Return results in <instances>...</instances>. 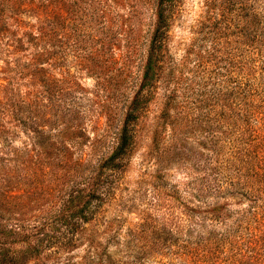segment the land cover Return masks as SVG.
I'll return each instance as SVG.
<instances>
[{
  "label": "rangeland",
  "instance_id": "obj_1",
  "mask_svg": "<svg viewBox=\"0 0 264 264\" xmlns=\"http://www.w3.org/2000/svg\"><path fill=\"white\" fill-rule=\"evenodd\" d=\"M153 19L147 0H0V200L21 192L26 167L47 172L44 191L30 190L38 207L2 211L44 241L22 264H264V123L253 112L264 109V0H175L127 166L62 245L60 213L47 210L80 155L113 145ZM242 141L254 144L253 177L237 171ZM232 182L234 195L217 194ZM215 202L238 242L195 261L193 207Z\"/></svg>",
  "mask_w": 264,
  "mask_h": 264
},
{
  "label": "trees",
  "instance_id": "obj_2",
  "mask_svg": "<svg viewBox=\"0 0 264 264\" xmlns=\"http://www.w3.org/2000/svg\"><path fill=\"white\" fill-rule=\"evenodd\" d=\"M147 2L153 10L154 19L142 65L140 82L135 92L124 103L121 119L115 130L113 145L95 160H89L83 154L80 155L74 165L76 170L73 173L70 170L67 171L58 204L55 203L47 210L59 211L60 213L57 215V221L62 224L65 231L64 236H62V245L69 244L70 239H72L69 234H74L82 225L94 218L95 211L102 205L112 187L114 175L125 170L127 159L130 157L137 139V122L151 100V90L161 69L162 51L170 28L175 0H147ZM261 77H263L262 73ZM259 97L264 102V93ZM253 112H256L254 118H257L258 122L262 120L264 123V109ZM52 116L62 120L66 115L62 116L52 112ZM64 126V132L70 129L67 122ZM242 144L243 146L235 158V162L240 167L237 171L239 174L244 172L249 177H253L250 165L254 158V144L246 141H242ZM46 145V152L49 153L52 143L48 142ZM68 161L70 162V159ZM49 168L53 167L50 166ZM45 173H47L45 170L38 173L26 167L22 178L23 187L18 189L21 192L9 197V199L4 197L0 200V264H22L32 256L39 254L44 248L43 239L39 238V242L30 229L19 224L21 219L14 218L12 220L14 224L8 225L3 220L4 213L2 211H30L32 208L38 207L41 204L40 199L30 195V190L33 188V193L40 190L44 191L41 189L40 175L44 176ZM210 185L211 181L206 183L207 195L211 192ZM230 186L234 187V182L227 183L215 190L218 195H224L226 192H231L234 195L235 190L230 189ZM236 186L238 187L239 183H236ZM200 192L203 194V190ZM196 196L199 195L196 194ZM30 197L33 198L34 203L31 202ZM27 198L28 202L25 200ZM197 204L199 203L193 207L194 213H198L202 217L198 215L199 219L195 221L191 256L195 261L220 260V255L226 245L234 246L238 242L239 229L237 226L227 224L228 210L225 202H215L204 206ZM10 218L13 219V217ZM206 220L208 221L207 224ZM21 223L24 224V222ZM223 224H225L224 228H222ZM248 258L254 259V254Z\"/></svg>",
  "mask_w": 264,
  "mask_h": 264
}]
</instances>
